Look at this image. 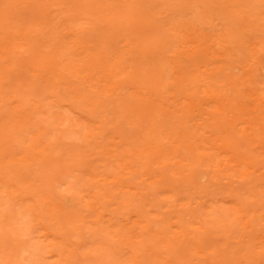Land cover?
<instances>
[{
	"label": "rangeland",
	"instance_id": "obj_1",
	"mask_svg": "<svg viewBox=\"0 0 264 264\" xmlns=\"http://www.w3.org/2000/svg\"><path fill=\"white\" fill-rule=\"evenodd\" d=\"M0 56V264H264V0H0Z\"/></svg>",
	"mask_w": 264,
	"mask_h": 264
},
{
	"label": "bare ground",
	"instance_id": "obj_2",
	"mask_svg": "<svg viewBox=\"0 0 264 264\" xmlns=\"http://www.w3.org/2000/svg\"><path fill=\"white\" fill-rule=\"evenodd\" d=\"M146 27L148 28V25H146ZM137 44H134V46H132L131 47V49H130V52H131V54H133V52L137 49ZM0 59H1V56H0ZM135 74H136V71H135V69H134V65H129V66H127L126 67V71H125V76H130V77H134L135 76ZM111 87H110V90H112V89H114V87H115V83H113L112 82V85H110ZM103 104V103H102ZM103 105H105V104H103ZM99 106H101V103H99ZM106 107V106H105ZM27 123V121L26 122H23L22 123V125H24V124H26ZM28 157H30V156H28ZM27 156L26 157H21L20 158V160H22L23 158H28ZM15 159H13V158H10L9 159V162H7V164H6V167L7 166H9V163H11V162H13ZM5 167V168H6ZM1 168V167H0ZM8 186V185H7ZM14 186V185H13ZM15 187V186H14ZM14 190L15 191H19V188H14Z\"/></svg>",
	"mask_w": 264,
	"mask_h": 264
}]
</instances>
